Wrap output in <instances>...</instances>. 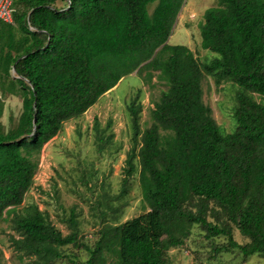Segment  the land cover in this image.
<instances>
[{
  "label": "trees",
  "instance_id": "1",
  "mask_svg": "<svg viewBox=\"0 0 264 264\" xmlns=\"http://www.w3.org/2000/svg\"><path fill=\"white\" fill-rule=\"evenodd\" d=\"M56 1L15 0L14 25L2 26L8 38L0 31V67L19 77L23 108L5 133L0 106V224L11 222L20 259L52 264L74 247L89 254L85 264H169L194 226L210 241L224 239L216 255L264 257V0H217L205 11L201 47L220 56L208 62L169 43L186 0H67L64 8ZM137 70L145 84L156 76L167 89L145 129L142 104L128 107L133 138L120 197L137 174L150 211L103 224L89 246L75 213L64 235L37 204L20 207L44 146ZM206 75L237 87L231 133L204 103ZM235 228L247 243L235 239Z\"/></svg>",
  "mask_w": 264,
  "mask_h": 264
},
{
  "label": "rangeland",
  "instance_id": "2",
  "mask_svg": "<svg viewBox=\"0 0 264 264\" xmlns=\"http://www.w3.org/2000/svg\"><path fill=\"white\" fill-rule=\"evenodd\" d=\"M67 0H57L56 7L64 8ZM156 4L150 5V13ZM217 6V0H186L169 43L186 45L201 62L219 58L218 54L202 49L201 23L207 9ZM0 22V31H8ZM16 27V31L19 30ZM17 36L21 35L19 32ZM4 42V41H3ZM2 41L0 40V47ZM5 55L0 56V59ZM19 77L12 69L7 74L0 67V106L3 108L1 123L5 133L16 128L22 113V93L15 81ZM167 88L156 76L153 85L145 84L139 71L123 78L83 116L65 123L62 132L47 143L38 159L39 166L34 184L26 195L22 210L34 203L50 216L64 235L72 230L68 223L75 213L79 224L80 239L93 246L100 227L123 224L150 211L143 200L138 175L129 180V195L120 197L124 167L132 148L133 130L129 105L137 100L142 108V128L151 125V109ZM204 103L212 109V116L225 134L236 129L234 110L237 106V87L230 82L217 86L215 78L206 75L203 80ZM98 125V126H97ZM110 140L103 144L99 135ZM119 209L118 212H114ZM14 235L11 222L0 224V263L27 264L13 249L10 237ZM235 239L248 242L240 231L234 229ZM224 239L208 240L197 226L183 247L172 249L169 264H264V257H243L239 252L214 254L215 245ZM66 258L52 264H85L89 254L74 247L64 248Z\"/></svg>",
  "mask_w": 264,
  "mask_h": 264
},
{
  "label": "built area",
  "instance_id": "3",
  "mask_svg": "<svg viewBox=\"0 0 264 264\" xmlns=\"http://www.w3.org/2000/svg\"><path fill=\"white\" fill-rule=\"evenodd\" d=\"M15 0H0V22L6 25H14ZM33 30V28H31Z\"/></svg>",
  "mask_w": 264,
  "mask_h": 264
},
{
  "label": "water",
  "instance_id": "4",
  "mask_svg": "<svg viewBox=\"0 0 264 264\" xmlns=\"http://www.w3.org/2000/svg\"><path fill=\"white\" fill-rule=\"evenodd\" d=\"M111 90H112V89H111ZM111 90H110V91H111Z\"/></svg>",
  "mask_w": 264,
  "mask_h": 264
}]
</instances>
